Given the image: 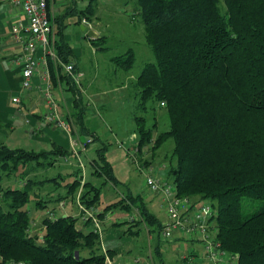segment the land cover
Segmentation results:
<instances>
[{"label":"trees","instance_id":"1","mask_svg":"<svg viewBox=\"0 0 264 264\" xmlns=\"http://www.w3.org/2000/svg\"><path fill=\"white\" fill-rule=\"evenodd\" d=\"M97 1L89 0L78 16L89 19ZM134 11L154 62L146 63L135 80L138 110L143 115L134 119L138 140L129 148L139 150L137 163L148 168L158 149L170 142L171 160L163 173L175 185L177 196L209 202L214 207L216 239L226 253L237 257L235 264H264V0H135ZM64 18L52 20L53 46L61 62L68 63L73 55L64 39ZM99 40L104 37L91 41ZM111 62L129 70L134 54L129 50ZM49 70L52 83L65 84L72 94L71 126L91 136V144L97 141L84 125L89 107L81 90L60 66L54 68L50 63ZM157 107L165 113L168 128L154 136L157 123L153 120L148 125L145 117ZM108 145L102 142L95 151L91 176L101 179V185L118 187L123 184L107 161ZM144 147L148 150L143 153ZM69 155L60 150L12 149L0 143V182L3 177L11 180L14 176L22 186L0 184V264L104 263L99 237L85 230V224L78 227L77 218L57 214L49 220L43 216L42 234L31 232V195L33 208L44 211L67 197L74 202L81 180L63 185L65 197L46 201L41 189L60 182L56 178L30 179L31 169L23 168L33 162L42 166L38 159L52 166L57 157ZM128 160L139 173L134 160ZM72 173L76 177L81 170L78 167ZM94 180L85 179L80 193V203L87 208H97L100 201L101 186ZM123 186L122 197L98 216L112 210L136 214L129 221L132 227L144 224L158 233L160 242H166L161 237V222L150 213L143 198ZM255 202L261 204L248 209ZM50 211L56 212L54 207ZM127 231L139 233L131 227ZM107 253L111 258L109 250Z\"/></svg>","mask_w":264,"mask_h":264},{"label":"rangeland","instance_id":"2","mask_svg":"<svg viewBox=\"0 0 264 264\" xmlns=\"http://www.w3.org/2000/svg\"><path fill=\"white\" fill-rule=\"evenodd\" d=\"M64 1L69 3L67 4V8H65L62 13L59 14L61 16H66V18H64V23L66 22L67 28L64 31V37L69 41V44L72 45L74 51L80 54V56L77 57H79L78 59L81 69L84 70L85 73V77L82 80L85 85L92 84L89 93H98L100 97L103 93L105 94L102 95L104 98L101 102V107L98 110H95V115L99 116L101 121L100 131L102 130L105 132V130L110 129V131H112L111 133H114V136L116 137L115 140L117 142L115 144H121L124 146L123 148L128 149L138 140L134 119L136 116L143 115V113L138 110V90L135 87V80L146 63L154 62V55L145 40V33L141 20L134 13L135 0H98L96 11L90 16L89 19H87L84 15H82L81 18L78 16L80 15V11L85 9L89 0ZM72 8L75 11H71L73 10ZM81 26L85 27V32L89 30L96 31L99 37H104V40L90 42V40L86 38L85 32L81 31ZM89 43L94 48H91ZM100 48H106V50L103 51L100 50ZM129 50H131L134 54V63L131 69L124 71L111 62L113 58L121 56ZM81 92H83V95H87L85 94L86 92L83 88V84H81ZM90 107L92 108V106ZM145 118H147L148 125H152L153 120L156 121L157 130L156 134L154 133V136H156L158 133H161L162 131L167 130L168 128L167 117L159 107L155 109L154 113L152 111L146 112ZM108 141L110 143L106 153L108 155L113 153L118 154L121 157V153L116 148L114 141ZM15 142L19 144L15 145ZM28 142H30L31 145H29ZM4 143L7 147L12 149L14 147L35 149L34 147L36 146L33 145H37L35 142H31L27 137L20 138L13 132L10 133L8 138H4ZM143 150L148 149L147 147H144ZM154 155L155 156L152 158L151 165L157 167L159 166L160 171H163V168L167 169L168 162L171 160L170 142L161 146ZM121 158L125 168L120 169L117 167L121 164L115 161V175L120 180L121 184L130 189L134 196L142 195L145 188V178L136 171L135 167L131 165L129 160L123 157ZM38 160L39 162L45 163L43 159ZM83 160L85 166L83 177H88L89 179L92 174V169L89 167V164L84 158ZM70 161L71 160L68 162ZM62 162L68 163L64 161ZM43 163L42 166H40L39 164L33 162L27 168H23L24 170L31 169L29 174L31 177L30 179H35L36 181L55 178L61 174L62 179H57V181L60 182L62 186L57 189H55L54 185L44 186L42 191H40L42 193L40 194L43 197H45L46 190L56 191L65 197L67 193L66 189L63 188V185L72 183L75 181V179H82L81 173H78L75 177L73 173L70 174L69 172H64L65 167L61 163L50 169H47L50 166H48L46 163V166H44ZM149 168L152 169L151 166ZM0 175L3 176L1 172ZM17 178L13 176L11 177V180H6L5 177H3L0 184L10 185L14 188H22V186L19 184V178ZM101 183L102 180L99 181V185L101 186V196L99 204L97 205V208L100 210L104 209L109 204L117 202L125 192L123 185L113 187L111 184L101 185ZM95 184L98 185L96 182ZM79 191L80 188L78 189L77 193ZM31 196L32 201L28 206L29 209L33 208L34 199L33 195ZM43 197L42 199H44ZM73 200H71L69 197L64 198L65 202H68L69 205L71 204L72 207H76L75 201L73 202ZM260 204V202H255L253 206L248 207V209L251 207L256 209V207H258ZM57 205L58 203L56 205L54 204L53 206L49 205V208L54 207L56 211L58 209ZM33 210L34 211H32V213L37 212L41 217L43 216L41 215V210H36L34 208ZM120 216H122L123 220L127 222L130 215H128V213L125 211L112 210L113 222L117 221V218ZM41 217L38 218L36 222H33L34 228L39 229L41 227ZM79 221L80 219L76 221L77 226L79 225ZM108 236H110L109 229L104 231L105 241ZM151 236L154 239L153 242L150 240L149 235L142 227L136 236L130 235L131 242L129 246L134 247V250L128 252L129 254L125 256L127 262L133 263L135 259H139L141 263L148 264L150 262L149 264H152L153 261L148 262L150 256L149 253H152L151 249L154 248V242L158 241L159 239L158 233L156 232L151 233ZM122 237L124 238L121 240L124 247V240H126V237ZM165 248L169 249L168 254L166 255L163 252ZM161 249V253L164 255V260H166L167 264H205L203 260V249L200 243L189 242L185 240L181 241L180 244L174 245L170 243H162ZM153 257L155 263L158 258L154 255ZM117 260L121 262V258Z\"/></svg>","mask_w":264,"mask_h":264},{"label":"crops","instance_id":"3","mask_svg":"<svg viewBox=\"0 0 264 264\" xmlns=\"http://www.w3.org/2000/svg\"><path fill=\"white\" fill-rule=\"evenodd\" d=\"M72 3V2H70ZM68 2L64 0H49V7L48 11L52 18L62 13V11L67 8ZM26 24V20L21 12L20 9L12 6L8 2H2L0 3V143L4 144V138H8L10 133L17 134L20 138L27 137L31 142H35L37 145L34 147L35 149H24L27 151H33V152H41V151H52V150H60L61 152H67L70 153L68 157H66L67 161L64 160L63 157H57L54 164L50 166L47 169L56 167L57 164H62L65 167L64 172H69L70 174L74 171L76 168H80L81 174L84 173V160L89 164V167L91 168L90 162L95 158V151L101 147L102 142L110 143L108 140L112 142L114 141L115 144V136L114 133H111L110 129L105 130L103 132L100 131L101 127V121L99 119V116L95 115V110H98L101 107V102L103 101L104 93L101 95V97L98 95V93H89L90 87L92 84L85 85L83 80H81V84H83V88L85 90V94L83 97V102L89 107V111L86 115V119L84 121V125L86 129L93 133L95 138H98L97 141L93 142L86 150H75V155H73L71 152L69 145V140L67 138V135L64 132H61L60 130L56 129L53 126L47 125L44 121V115L46 114V105L44 103L43 94L41 91L42 88V82L38 75H35L31 79L30 87L28 89L22 88V76H21V67L16 64L15 60L17 56L21 52V47L17 42L14 41L12 38V28L17 23ZM66 24V22H65ZM67 28V25H66ZM94 31V30H93ZM96 32V31H94ZM97 34V38L98 33ZM87 38V37H86ZM65 41L69 44V41L64 37ZM89 39V38H88ZM96 39V38H95ZM91 40L94 39H89ZM90 44V43H89ZM71 45V44H69ZM91 48H94L90 44ZM72 49V55L73 58L71 62L74 64L77 71H79L82 74V79L85 77L84 70L81 69L79 57L80 54L74 51L72 45L70 46ZM41 55L40 52L37 53V57ZM50 63L53 64L54 68L57 66L53 61L49 60ZM52 84V91L55 95V98L58 102L59 109L61 113L66 116L67 118H70V122L73 120V114H74V106H73V98L70 91L67 90V86L61 82L54 85ZM17 97L20 100L19 104L12 103V98ZM92 106V108L90 107ZM74 131V132H73ZM72 134L75 136L77 140H85L87 138H91V136L84 135L78 131V127L73 124L72 126ZM29 145L30 142H28ZM19 144L15 142V145ZM14 145V146H15ZM116 146V145H115ZM120 153L121 157L128 160L126 153L116 147ZM13 149H23L20 147H14ZM118 154H110L108 155L106 153L107 161L111 164L113 173L115 175V169L114 162L120 163L119 167L125 168L123 161ZM71 160L70 162H68ZM68 162V163H63ZM74 161V162H73ZM73 162V163H72ZM82 166V167H81ZM152 169L154 171V174L157 176L163 178L165 181H168L163 175V171H160V167L158 166H152ZM117 178V176L115 175ZM56 179L61 180L62 176L59 174ZM82 178V176H81ZM92 179V176L90 177ZM86 180L88 179L85 178ZM94 179V178H93ZM98 180V182H97ZM101 179H95L94 182L98 183ZM117 180L120 182V180L117 178ZM121 183V182H120ZM51 186V185H50ZM55 186H60V183H57ZM42 191V189H41ZM41 193V192H40ZM44 200L46 201H55L57 196H62L56 191H49L46 190L45 192ZM42 194V193H41ZM77 194V193H76ZM57 195V196H56ZM56 196V197H55ZM148 210L150 213H152L160 222L163 224L165 221V212L163 209H161L160 206V199L158 196L150 193L148 189L145 187L144 192L142 195H140ZM64 201V199H62ZM77 207H72V205L68 204L66 202V206L64 209H57L56 214H62L63 216H72L74 218L79 219V212L76 210ZM50 208L45 209L42 211V214L44 216V213L46 211H50ZM98 212L100 213L102 210L96 208ZM30 217L32 222H36L38 218H40V214L37 212L32 213L33 208H30ZM58 211V212H57ZM42 216V217H43ZM41 217V219H42ZM132 217L136 218V214H132L129 216V220ZM100 220L103 224V229L106 231L109 229L110 236L105 240H103L104 246L110 251L111 259H113L115 264H132L126 261V255L129 254L128 252H131L134 250V247L129 246L131 239H130V232L127 230L129 227H131V230L133 232H137L140 230V228H144L147 234L149 235L150 240L153 242V237L151 236V228L147 227L144 224H141L138 227H132V224L126 223L124 225L118 226L117 224L123 223L125 220H123L122 216L117 218V221L112 220V211L106 213L102 217H100ZM79 226H84L81 220L79 221ZM78 226V227H79ZM85 230L86 227H84ZM40 229V228H39ZM33 227V231L36 233H40L41 231ZM122 236L126 237V240H124L125 246L122 245V239H124ZM136 236V235H133ZM158 241L154 242V248L151 249L152 253H149V261H153L152 264H167L166 260H164V255L161 253V245L163 242H160V236H158ZM181 241L179 239H173L172 241H166L165 244H180ZM163 243V244H164ZM152 248V247H151ZM160 249V250H159ZM168 248L164 249V254H168ZM157 257L158 259L154 263V257ZM121 258V262H119L117 259ZM139 260V259H138ZM183 260V258H182ZM150 263V262H149ZM148 263V264H149ZM147 264V263H142ZM170 264V263H169ZM178 264V263H175Z\"/></svg>","mask_w":264,"mask_h":264},{"label":"built area","instance_id":"4","mask_svg":"<svg viewBox=\"0 0 264 264\" xmlns=\"http://www.w3.org/2000/svg\"><path fill=\"white\" fill-rule=\"evenodd\" d=\"M8 2L12 6L21 10L26 24L20 22L12 28V38L21 47V52L15 62L21 67L22 88L30 87L31 79L38 75L42 82V94L46 105L44 121L47 125L64 132L69 140L72 154L76 156L75 150H86L91 145V139L77 140L72 134V126L69 119L64 116L60 109L55 95L52 91L49 60L63 69L70 80L81 90L82 74L76 70L70 61L63 63L58 58L53 46L54 25L48 12V0H0V3ZM41 55L37 57V53ZM83 93V92H82ZM12 103L19 104L17 97L12 98ZM119 149H123L127 158L134 160L139 173L145 178V187L148 191L160 199L161 209L165 212V221L162 224L161 237L164 241L173 239L185 240L200 243L203 249V260L205 264H235L237 257L226 253L216 239V229L214 217L216 212L209 202H193L189 198L178 197L176 187L172 182L154 174L149 167L139 166L136 156L139 153L137 148H123L118 144ZM145 150L142 152L144 153ZM67 161L66 158H64ZM82 167V166H81ZM80 183V191L76 194L75 204L79 212V219L87 230L92 231L99 237L101 242V253L104 255L103 264H115L108 255V249L103 244L104 229L100 220L99 212L96 208H87L80 203V193L84 184L83 177ZM65 201L58 203L59 210L64 209ZM49 220L57 217L56 212L46 211L44 214ZM135 219L132 217L130 221ZM32 227L34 223L32 222ZM36 233L35 231H31ZM40 234V233H37ZM23 264V263H17ZM132 264H142L135 259ZM195 264V263H193Z\"/></svg>","mask_w":264,"mask_h":264},{"label":"water","instance_id":"5","mask_svg":"<svg viewBox=\"0 0 264 264\" xmlns=\"http://www.w3.org/2000/svg\"><path fill=\"white\" fill-rule=\"evenodd\" d=\"M80 29H81L82 32H85V27L84 26H81ZM85 35L89 39H95V38H97V34L94 33L93 31H90V30L89 31H86L85 32Z\"/></svg>","mask_w":264,"mask_h":264}]
</instances>
